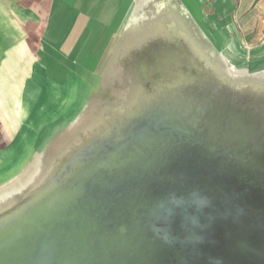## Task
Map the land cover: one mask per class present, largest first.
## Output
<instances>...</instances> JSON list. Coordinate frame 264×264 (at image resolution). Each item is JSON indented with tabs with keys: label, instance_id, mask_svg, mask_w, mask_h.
Masks as SVG:
<instances>
[{
	"label": "crops",
	"instance_id": "obj_1",
	"mask_svg": "<svg viewBox=\"0 0 264 264\" xmlns=\"http://www.w3.org/2000/svg\"><path fill=\"white\" fill-rule=\"evenodd\" d=\"M190 67L188 85L264 103V0H0V192L18 187L0 211L143 106L181 99L162 81Z\"/></svg>",
	"mask_w": 264,
	"mask_h": 264
},
{
	"label": "rangeland",
	"instance_id": "obj_2",
	"mask_svg": "<svg viewBox=\"0 0 264 264\" xmlns=\"http://www.w3.org/2000/svg\"><path fill=\"white\" fill-rule=\"evenodd\" d=\"M198 69L190 67L175 71L166 81H162L163 87L172 85L180 90L184 88L178 92L182 94L180 104H173L164 96L157 99L153 106H143L136 117L127 123L128 126L122 133L109 131L103 135L104 137L99 139L96 137L91 140L92 142L89 141L91 143H86L80 152L55 170L37 192L29 196V200H22L13 207L0 211V241L9 238V235L14 238L24 235L27 231L20 232L40 216L45 214L44 217H49L59 205L65 204L77 193L78 197L80 188L95 171L93 167H97L100 162L110 161L122 147L133 140L135 135L138 136L141 122L149 121L153 111L168 110L178 113L184 115V118L190 117L189 124H196L197 119L193 116L194 107L203 96L204 89L199 86L195 88V84L191 86L187 83L193 75L199 76ZM155 86L158 89L162 87L158 82ZM193 90L197 91L193 94ZM261 97L259 99H264ZM224 134H227V131ZM123 135L126 137L122 139ZM235 135L232 139L238 143L227 144L226 148L235 150L238 144L249 140L252 132L240 126ZM90 158H92L90 161L96 159L92 164H86ZM228 186L227 183L223 188L227 193L219 196L213 195L212 191H206L203 185L192 186L200 193H193L187 186L175 190L165 189L153 198L154 205L150 203L143 210L129 209L122 214L118 212L119 219L113 222H116L115 224L101 223L99 220L96 231L88 237L73 234L71 238L74 243L70 249L66 245L62 247L63 254L58 252L60 250L57 247H53V250L58 252L53 261L47 256L53 250L43 249L40 262L264 264V205L256 192L239 188L232 194ZM17 188L15 186L5 188L6 193L0 192V197ZM148 207H151L150 210H147ZM180 221L183 222L181 226ZM174 227L179 229V234L170 231ZM58 231L61 233V230ZM43 241L41 238L36 242H29L24 250L15 255L3 256L0 264H30L29 259L33 258L31 255L37 251L36 245L42 247Z\"/></svg>",
	"mask_w": 264,
	"mask_h": 264
},
{
	"label": "bare ground",
	"instance_id": "obj_3",
	"mask_svg": "<svg viewBox=\"0 0 264 264\" xmlns=\"http://www.w3.org/2000/svg\"><path fill=\"white\" fill-rule=\"evenodd\" d=\"M210 96L201 101V107L205 112L228 111L227 104H221L222 100ZM251 113L253 117L264 119V113L261 111L258 114ZM151 115L149 121L141 122L138 136L135 135L133 140L122 147L110 161L100 164L90 175L82 189L80 188V195L75 198L73 196L75 202L73 205H67L57 213H52L50 217H42L29 224L24 235L15 238L9 235V238L1 240L0 259L21 249L30 239L29 235L36 234L35 238L41 236L43 234L41 232L52 225V221H56L54 219L57 215L70 217L78 213L83 209L80 204L87 201L89 206L108 200L118 205L125 203L126 206L125 200L128 199L129 204L132 202L129 200L131 198L135 200V204L141 206L142 193H152L156 186L167 182L187 185L193 179L198 180L206 191H212L215 196L227 193L223 190L227 183L232 194L239 188L249 189V186L253 185L249 180L245 181L240 177L237 179L235 172L220 168L218 163L204 155L211 146L201 142L204 134L202 128L191 129L186 121L168 110L164 112L156 110ZM217 168L223 172L222 177L225 176L232 182H224L222 179L217 181ZM203 173H206V177ZM255 187L264 202V184ZM140 190L142 193H139Z\"/></svg>",
	"mask_w": 264,
	"mask_h": 264
},
{
	"label": "water",
	"instance_id": "obj_4",
	"mask_svg": "<svg viewBox=\"0 0 264 264\" xmlns=\"http://www.w3.org/2000/svg\"><path fill=\"white\" fill-rule=\"evenodd\" d=\"M201 89H204L203 96H201V98L195 105L193 113V116H195L197 119L196 124H189L190 117L184 118V115H179L178 113L174 114H176V116L179 117L181 120L186 121V123L188 124V126L191 127V129H203H201L204 132V134L202 135L203 137H201V142L203 144L210 145L211 148L214 149H207V151L204 152V155L212 161L218 163V166L220 168H227L226 170L235 172V174H237V179H239L240 177V179L242 180H249L250 184L253 185H250L249 189H245V191L250 190L252 192H256L259 196V200L264 205L259 191L255 187V185L260 186L264 184V119L253 117L251 113L256 112V114H258L259 111L264 113V103L251 100L235 99L230 93L221 92L220 90L215 88L201 87ZM196 91L197 90H193V94ZM208 95H212L214 99L222 100L223 102H221V104L225 103L227 104V106H229L228 111L225 112L217 110L216 113H212V111L205 112L201 107V101ZM181 101L182 99H176L172 103L180 104ZM129 122L130 121L128 120L127 123ZM127 123H125L124 126L118 127L119 129L117 128L113 131H118L122 133V131L127 128ZM240 126H243L246 130L252 132V136L247 142L238 144L239 146L235 150L226 148L225 146L227 144L230 145L231 143H238L237 141L232 139V137L234 138L236 136L235 134L238 132ZM226 131L227 134H224V132ZM124 136L126 137V135H123L122 139L125 138ZM95 159L93 161H90L92 160V158H90V162L86 159L88 161L86 162V164H92ZM100 164H102V162L96 165L97 167H93V169L96 170ZM216 172L218 174L217 181H220L222 179L224 182H232L225 176L222 177L223 172L218 168L216 169ZM206 173H203V176L206 177ZM219 175H221V177ZM195 185L201 184L198 180L193 179L192 182L187 185L174 184L172 182L163 183L161 185L156 186L154 191L152 190V193L144 194L140 190L139 193H142L143 196H141V206H139L138 203L135 204V200L131 198L129 200H132V202H130L129 204H127L128 199L125 200L126 206L125 203L118 205L116 203H111L110 200L101 203L97 202L95 206L93 204L91 206L87 205L88 201L81 203L80 205L83 207V209H80V211L75 215H72L70 217H62L57 215L54 219L56 221H52V225L47 226L41 232L43 233L41 236L35 238L34 236L36 234L29 235L31 236L30 239L25 242L22 245V248L19 249L17 252L24 250L29 242H36L38 241V239L42 238L44 239L43 245L42 247H38L36 245L37 251L35 254L31 255L33 258L29 259L30 264H36V262H40V260L42 259L41 252L45 248H50L53 250V247H57L60 250L58 252L60 254H63L62 247L66 245V247L70 249L72 244L74 243L73 238H71L73 234H83L87 237L88 235L94 234V232L96 231L97 222L99 220H101V223L106 222L107 224H115L119 219V216L117 215L118 212L122 214V212H125V210L129 209L143 210V208L146 207V204L149 205L151 203L152 205H154L152 202L153 198H155L165 189L175 190L177 188L187 186L192 189L190 191L196 193L198 191L194 190V188L192 187ZM77 194L74 196V198L77 196ZM74 198L72 197L70 200H68V202L70 201V203L66 202L65 204L59 205L56 209H54L56 211L53 212V214L57 213L59 210L63 209L67 205H73L75 203L73 202ZM80 205L78 206L80 207ZM150 208L151 207H148L147 210H150ZM44 215L45 214L40 216L39 219L44 217ZM39 219H37V221ZM114 221L116 222L113 223ZM181 224H183L182 221H180V226ZM26 230L27 228H25L20 233ZM58 230H61V233ZM170 231L174 234H179V229L177 227H174V229H171ZM64 239H68L69 241L67 242ZM17 252H13L12 254L10 253V255H15ZM58 252H55L53 250V252L47 256L53 261L55 260V256L58 255ZM46 262L49 261L46 260ZM39 264L47 263L40 262Z\"/></svg>",
	"mask_w": 264,
	"mask_h": 264
}]
</instances>
